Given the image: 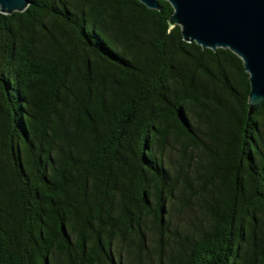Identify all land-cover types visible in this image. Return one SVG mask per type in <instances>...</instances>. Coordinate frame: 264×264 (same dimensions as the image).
<instances>
[{
	"label": "trees",
	"instance_id": "obj_1",
	"mask_svg": "<svg viewBox=\"0 0 264 264\" xmlns=\"http://www.w3.org/2000/svg\"><path fill=\"white\" fill-rule=\"evenodd\" d=\"M158 5L0 12V264H264V99Z\"/></svg>",
	"mask_w": 264,
	"mask_h": 264
},
{
	"label": "water",
	"instance_id": "obj_2",
	"mask_svg": "<svg viewBox=\"0 0 264 264\" xmlns=\"http://www.w3.org/2000/svg\"><path fill=\"white\" fill-rule=\"evenodd\" d=\"M158 9V0H139ZM170 27L179 25L185 41L203 48L226 47L248 74L247 115L264 99V0H167ZM30 0H0V12L22 11Z\"/></svg>",
	"mask_w": 264,
	"mask_h": 264
}]
</instances>
